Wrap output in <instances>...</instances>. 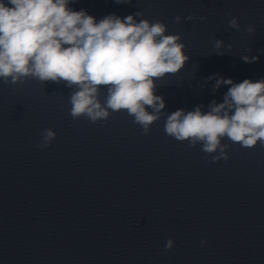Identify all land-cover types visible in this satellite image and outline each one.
Instances as JSON below:
<instances>
[{"label": "clouds", "instance_id": "1", "mask_svg": "<svg viewBox=\"0 0 264 264\" xmlns=\"http://www.w3.org/2000/svg\"><path fill=\"white\" fill-rule=\"evenodd\" d=\"M71 2L0 0V79L11 85L27 79L63 83L74 89L69 96L73 119L84 116L96 123L107 120L110 112L123 110L147 135L165 108L163 97L155 94L157 81L178 73L190 59L181 36L166 34L168 26L160 20L137 22L135 17L143 16L140 11L124 18L111 14L97 21L85 10L70 8ZM181 21L179 15L174 18L177 24ZM228 27L240 31L238 18L232 17ZM244 31L253 33L255 27L249 24ZM224 47V41L214 39V52L224 55ZM241 59L253 63L259 57L244 55ZM215 79L213 92L221 85H230L223 102L213 100L207 112L202 111L203 105L191 111L178 109L166 116L164 126L167 135L187 141L190 148L202 145L201 151L212 162L229 158V144L222 143L225 138L244 148L264 144V79L239 83L230 78ZM102 87L106 88L103 103ZM40 136L36 146L46 148L56 132L47 128ZM206 243L201 240L202 246ZM173 247L169 238L165 251Z\"/></svg>", "mask_w": 264, "mask_h": 264}]
</instances>
